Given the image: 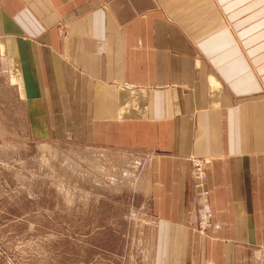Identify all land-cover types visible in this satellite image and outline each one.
<instances>
[{"label":"crops","instance_id":"obj_1","mask_svg":"<svg viewBox=\"0 0 264 264\" xmlns=\"http://www.w3.org/2000/svg\"><path fill=\"white\" fill-rule=\"evenodd\" d=\"M262 18L264 0H0V77L35 136L140 160L154 264H264Z\"/></svg>","mask_w":264,"mask_h":264},{"label":"rangeland","instance_id":"obj_2","mask_svg":"<svg viewBox=\"0 0 264 264\" xmlns=\"http://www.w3.org/2000/svg\"><path fill=\"white\" fill-rule=\"evenodd\" d=\"M7 78L0 77V264H154L140 160L79 142L60 125L36 137Z\"/></svg>","mask_w":264,"mask_h":264},{"label":"built area","instance_id":"obj_3","mask_svg":"<svg viewBox=\"0 0 264 264\" xmlns=\"http://www.w3.org/2000/svg\"><path fill=\"white\" fill-rule=\"evenodd\" d=\"M193 178L195 180L196 189L200 195L202 207L199 211V231L204 233L207 229L213 226V212L207 204L209 196L206 190V169L204 161L199 158H193Z\"/></svg>","mask_w":264,"mask_h":264},{"label":"bare ground","instance_id":"obj_4","mask_svg":"<svg viewBox=\"0 0 264 264\" xmlns=\"http://www.w3.org/2000/svg\"><path fill=\"white\" fill-rule=\"evenodd\" d=\"M193 160V159H192ZM193 163V162H192ZM194 169V168H193ZM205 187H206V184H205ZM207 190V189H206Z\"/></svg>","mask_w":264,"mask_h":264}]
</instances>
